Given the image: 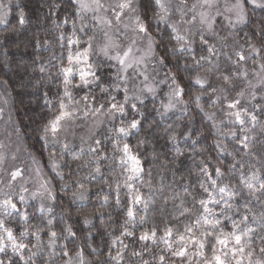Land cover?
<instances>
[{
  "label": "trees",
  "instance_id": "16d2710c",
  "mask_svg": "<svg viewBox=\"0 0 264 264\" xmlns=\"http://www.w3.org/2000/svg\"><path fill=\"white\" fill-rule=\"evenodd\" d=\"M2 1L0 81L49 195L6 193L11 167L2 168L0 198L19 208L0 206V264H216L227 235L241 241L226 256L264 264V7L247 3L237 21L215 0L211 28L187 35L175 13L188 0H172L168 15L160 0H138L147 33L136 40L116 22L100 27L99 9L81 0ZM72 36L94 49L86 86L63 71ZM126 44L145 63L120 62L113 51ZM70 96L80 107L71 120L111 117L90 139L78 128L70 148L49 144L46 128ZM237 108L255 119L246 141ZM131 120L138 127L123 136L117 127ZM124 147L139 173L128 171Z\"/></svg>",
  "mask_w": 264,
  "mask_h": 264
},
{
  "label": "rangeland",
  "instance_id": "374dc122",
  "mask_svg": "<svg viewBox=\"0 0 264 264\" xmlns=\"http://www.w3.org/2000/svg\"><path fill=\"white\" fill-rule=\"evenodd\" d=\"M214 1L215 0H188L185 1V3L180 1V6L177 9L178 13H175L178 15V18L174 15L176 18L175 23L178 29H180L179 33L191 35L192 32L194 34L199 30L198 27L211 28V21L214 18L211 15V9ZM81 2L89 9L93 8V6L94 8L99 9L97 19L100 23V27L106 25L110 27L112 24L117 23L116 29L118 31H121L127 38L130 36V38L133 37L136 40L140 39L143 37V34L147 33V25L138 14V0H81ZM171 2L172 0H160L161 11L165 15H168L171 11ZM4 3V1L0 0V10L4 9ZM247 3L256 7H264V0H221L222 7H225V10L230 16L229 19L237 21L245 17ZM113 42V37H108L107 44L103 45L101 50L109 51L110 48L108 46ZM132 44L134 43L132 42ZM132 44H126L124 49L116 48L113 51V54L120 60V62L122 60V63L125 64V66H135L140 63H145L143 54L137 57V54L132 52ZM64 50L65 55L68 58V64L63 68L66 79L70 82L74 78H77V86H81L82 84L86 86L90 84L95 74V64L91 59V52L94 49L91 48L90 43H85V41L72 36L68 41L67 48ZM146 52H148V49ZM97 55L98 54H94L95 57ZM134 56L137 58L135 59ZM68 95L70 94L68 93ZM9 101L10 96L7 84L0 81V185L4 182L1 170L5 166H9L11 168H9L7 176L8 181L5 185V189L7 190L4 189L6 193L14 192L15 197L17 196L16 193H18L20 198L26 197V199H28L41 197L46 200L48 199L49 194L46 193V190L43 187V180L40 177V165L32 155L30 157L28 155V149L21 136V126L13 117ZM71 102H73L72 96H70L69 101L64 102L61 108L62 111L46 128L45 137L49 144L66 143L64 144L65 148H70L79 140V136L84 139H90L94 131L98 130L100 126L105 124L106 120L111 117V115L96 113L94 116L84 121L83 119H81V121L71 120V118L74 117V112L79 111L80 108L76 106L72 108L70 106ZM122 109V107L121 109L118 108V111H122ZM233 110L237 121L240 122L242 127L244 141H246L250 132L248 125L249 122L247 121H255L253 113L246 112V109L237 108ZM87 114L88 111L83 112V116ZM114 127L115 126L110 125L108 126V129L112 131ZM137 127L138 123L135 120H131L129 124H120L117 127V130L123 136H126L129 133L130 128L136 129ZM78 128L82 129L83 136H78ZM70 129L73 132L70 133ZM123 149V161L128 165V171L133 175L139 173L141 171V166L138 157L131 153L127 147H124ZM12 162H14V164ZM23 178L25 180H23L24 183L21 182ZM21 183L23 187L20 194L17 192V185H20ZM28 183L34 184L31 190L30 186H28L27 189L24 186ZM0 206H3L4 209H8L9 211H17L19 208L13 197L0 198ZM7 233L12 244L11 247L15 249L20 246L18 240L11 231H7ZM237 237L227 235L221 239V245L219 248L221 250H219L220 255L217 253L215 256L216 264H240L239 261L241 259H236L233 255L231 257L226 256V251L228 250L231 251L232 254L239 251L240 247H238L237 243L241 241V238L240 235ZM1 243L3 244L5 242L2 241ZM21 246H23V244H21Z\"/></svg>",
  "mask_w": 264,
  "mask_h": 264
}]
</instances>
